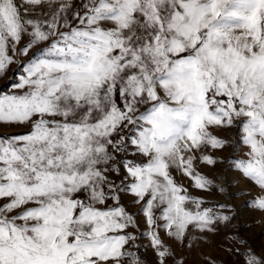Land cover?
Instances as JSON below:
<instances>
[{
  "label": "snow or ice",
  "instance_id": "6c2138e0",
  "mask_svg": "<svg viewBox=\"0 0 264 264\" xmlns=\"http://www.w3.org/2000/svg\"><path fill=\"white\" fill-rule=\"evenodd\" d=\"M0 80V264H264V0H0Z\"/></svg>",
  "mask_w": 264,
  "mask_h": 264
},
{
  "label": "rangeland",
  "instance_id": "374dc122",
  "mask_svg": "<svg viewBox=\"0 0 264 264\" xmlns=\"http://www.w3.org/2000/svg\"><path fill=\"white\" fill-rule=\"evenodd\" d=\"M6 83L5 80H0V86H3ZM7 131L13 132V133H19L24 132L26 129L24 128H13L8 129ZM218 135L225 136L228 139H234L235 138V129L232 130V132H217ZM222 155L227 156L229 155V152H225ZM206 174H208L210 177L215 176L216 173L213 171H210L207 168L202 169ZM181 183L188 186L190 184V181L187 178H183L180 180ZM243 187V185H241ZM190 193L193 195H201L202 193H199L197 190L190 188ZM210 200H220L223 202V198L219 195L212 196L209 198ZM243 203V200H237L236 204L240 205ZM132 211H135V209H132ZM243 215V222L241 225V232L242 235L245 237V239L250 243L253 244L257 248H264V219L260 217L258 213H242ZM254 221H259V226H257ZM243 223H247L249 227H243ZM222 234L221 236H217L214 238L215 243H213L211 246L204 245L202 246V251H204L208 255L215 256L218 261H222L223 264H229V261L233 258L229 257L225 253L219 251V248L217 245L222 241ZM188 264H200V261L196 257V253L193 252L187 256Z\"/></svg>",
  "mask_w": 264,
  "mask_h": 264
}]
</instances>
